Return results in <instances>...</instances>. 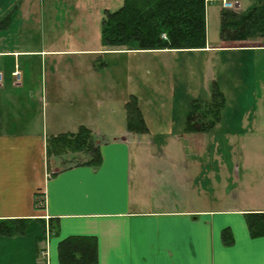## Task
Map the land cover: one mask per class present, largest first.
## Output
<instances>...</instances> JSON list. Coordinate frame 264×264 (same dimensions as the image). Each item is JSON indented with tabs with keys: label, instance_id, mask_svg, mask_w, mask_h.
<instances>
[{
	"label": "crops",
	"instance_id": "0c3cea01",
	"mask_svg": "<svg viewBox=\"0 0 264 264\" xmlns=\"http://www.w3.org/2000/svg\"><path fill=\"white\" fill-rule=\"evenodd\" d=\"M14 6V0H0V20ZM14 15L8 27L0 30V47L16 46L10 38L1 37L12 31ZM190 51H216L222 66L223 55H231L232 80L225 85L236 95L235 118L241 121L248 110L253 108L254 113L260 108L264 39L214 48L206 42L204 49ZM47 54L44 49L0 50V222L26 221L23 235H0V264H59L58 243L71 236L96 239L98 264H264V237L251 238L245 223L246 214L264 209L200 199L209 181V157L222 154L224 158L230 152L241 163L242 176H249L253 158L264 157V135L249 136L241 125L237 131L229 130V138L223 137L228 146L221 152L219 145L210 144L196 150L191 145L195 133H188L173 137L179 138L181 153L177 154L160 150L156 138L143 143L139 137L148 132L129 133L126 117L124 133L110 140L101 141L82 123L59 129L52 122L48 133L40 125V109L47 101L46 78L32 70L35 60L40 67L45 64ZM8 59L14 65L9 71L4 69ZM20 60L25 64L23 71ZM56 65L55 60V71ZM5 74L13 79L10 85L4 84ZM21 76L28 83L26 88ZM60 103L61 99L53 100L52 109L57 110ZM80 126L91 133L99 149L97 166L88 165L84 153L58 155L51 147V139L76 133ZM186 137L189 143L183 141ZM72 159L77 162L71 164ZM192 192L198 193V199ZM224 230L230 234L228 244L222 239Z\"/></svg>",
	"mask_w": 264,
	"mask_h": 264
},
{
	"label": "rangeland",
	"instance_id": "374dc122",
	"mask_svg": "<svg viewBox=\"0 0 264 264\" xmlns=\"http://www.w3.org/2000/svg\"><path fill=\"white\" fill-rule=\"evenodd\" d=\"M229 1L236 2L238 12L245 14L258 0ZM121 3L122 0H14L17 8L12 31L1 37L10 38L16 46L6 44L0 50L44 49L49 52L42 67L37 60L32 63V70L43 73L46 78L47 101L40 109L43 121L40 125L48 133L52 122H56L55 128L59 129H70L82 123L90 126L101 141L110 140L114 134L124 133V105L129 96H134L148 128V133L139 139L143 142V139L156 138L160 150L179 154V138L173 137L188 134L184 128L191 103L210 102L215 87L225 100L220 123L206 134L192 135L191 145L196 150L200 145L204 150L206 144H210L219 145L223 152L228 146L223 137L229 138V130L237 131L241 125L247 127L249 136L264 135V99L256 112L251 108L241 121L234 117L238 109L236 95L225 85V81L232 80L230 54L223 55L226 63L222 66L221 55L216 51H102L105 49L101 45L103 11L115 10ZM221 10L220 0H209L205 5L206 42L213 48L221 45ZM10 60L4 65L7 71L14 67ZM55 60L56 71L52 68ZM22 65L24 61L20 60V71L24 70ZM93 72L98 74L95 78L90 75ZM8 78L5 74L4 84L10 85L13 79L6 81ZM21 79L26 88L28 83L22 76ZM57 98L61 103L53 110V100ZM66 99L71 102H65ZM183 141L189 143L190 139L186 137ZM151 150L155 152L153 146ZM235 158L230 152L224 158L222 154L209 157L206 168L209 181L200 199L208 204L239 203L241 207L264 209V157L253 158L251 174L245 177L241 163ZM71 161V164L77 162ZM192 193L193 197H198L197 192Z\"/></svg>",
	"mask_w": 264,
	"mask_h": 264
},
{
	"label": "trees",
	"instance_id": "16d2710c",
	"mask_svg": "<svg viewBox=\"0 0 264 264\" xmlns=\"http://www.w3.org/2000/svg\"><path fill=\"white\" fill-rule=\"evenodd\" d=\"M205 3L206 0H123L117 9L103 11L101 45L105 49L102 51L204 49ZM16 8L14 6L0 20V30L8 27ZM219 16V38L225 47L252 39H264V0H258L245 14L222 9ZM213 89L210 102L191 103L184 128L186 133H208L219 123L225 100L218 89ZM125 111L129 133L148 132L136 97L129 96ZM50 142L58 155L66 151L84 153L89 157L88 165L100 164L99 149L93 143L91 133L83 126L76 133L59 135ZM245 223L251 238L264 237V212L246 214ZM53 227L50 226V230ZM25 229V220L0 222L1 236L23 235ZM221 235L225 244L231 241L228 230H224ZM57 254L59 264H98L97 241L92 237L65 238L58 243Z\"/></svg>",
	"mask_w": 264,
	"mask_h": 264
},
{
	"label": "built area",
	"instance_id": "2783aa9c",
	"mask_svg": "<svg viewBox=\"0 0 264 264\" xmlns=\"http://www.w3.org/2000/svg\"><path fill=\"white\" fill-rule=\"evenodd\" d=\"M221 4H222V7L224 9H227V10H231V9H234L235 6L237 5V3L235 2V4H233L232 2H230L229 0H220Z\"/></svg>",
	"mask_w": 264,
	"mask_h": 264
}]
</instances>
